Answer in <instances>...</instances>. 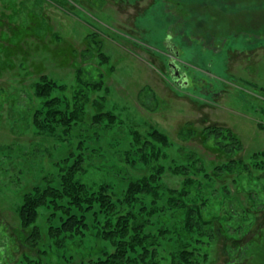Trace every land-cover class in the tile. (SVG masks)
<instances>
[{
    "label": "rangeland",
    "instance_id": "374dc122",
    "mask_svg": "<svg viewBox=\"0 0 264 264\" xmlns=\"http://www.w3.org/2000/svg\"><path fill=\"white\" fill-rule=\"evenodd\" d=\"M30 23L40 36L27 37ZM17 42L15 54L11 46ZM11 50L15 55L8 57ZM171 65L180 67L187 84L171 77ZM79 67L86 82L102 81L97 89L85 87L89 100L83 121L74 123L69 133L63 127L38 133L34 114L44 98L35 94V82L47 74L63 83L65 91L54 95H65L73 105L81 87L76 84ZM102 97L115 118L96 122V102ZM206 125L233 128L244 150L230 155L212 152L196 134ZM261 125L264 0H0V264H27V257L42 264H87L115 250L93 229L51 237L50 228L66 218L51 203L39 209L35 225L23 229L30 233L38 228L42 239L35 246L19 237L9 239L22 229L19 206L25 193L34 186L44 188L45 177L60 187L59 161L68 158L65 164L71 165L72 152L86 155L84 171L76 179L94 190L109 184L110 192L122 196L129 180L148 175L156 162L151 151L159 145L156 142L147 148L149 163L136 154L138 142L154 129L170 141L163 148L167 158L160 160L166 167L164 182L179 187L183 176L169 167L191 151L199 152L209 167L235 157L249 162L264 150ZM224 185L229 195L220 193L207 210L220 216L228 234L196 245L200 261L193 264H264V169L253 175L227 173L215 187ZM180 211L156 215L155 225L149 227L152 232L161 224L178 228L180 239L173 236L162 243L163 264H171L170 254L181 241L198 235L195 229L184 230L180 221L185 214ZM240 213L252 225L233 220L241 218ZM85 215L90 225L105 218L92 211ZM204 225L212 230V225Z\"/></svg>",
    "mask_w": 264,
    "mask_h": 264
},
{
    "label": "trees",
    "instance_id": "16d2710c",
    "mask_svg": "<svg viewBox=\"0 0 264 264\" xmlns=\"http://www.w3.org/2000/svg\"><path fill=\"white\" fill-rule=\"evenodd\" d=\"M59 4L63 6L62 3L59 2ZM34 27L32 24L31 35H27V37L40 36L39 32H32ZM39 29L41 30L40 26ZM15 31L16 29H14ZM41 35L43 36V34ZM19 46L20 42L11 46L15 50V54L19 51ZM13 53L11 50L8 57L15 55ZM101 56L104 60H108L104 54ZM84 57L88 56L85 55ZM76 84L81 87H77L73 105H70L71 102L65 95L63 97L54 95L57 90L65 91L63 89L67 86L63 83H59L47 74L42 75L35 82V94L44 98L41 106L36 109L34 114V125L38 133H53V131H58V127H63V132L69 133L74 123L83 121L85 103L89 100L85 87L97 89L102 86V81L86 82L84 70L79 67L76 70ZM101 99L96 102L99 109L93 119L96 122L114 119L115 116L113 117L111 111L106 108L103 101L105 99L103 97ZM261 127L264 128V125ZM191 133L194 132L191 131ZM196 134H201L203 145L212 152L216 151V154L221 152L230 155L244 150L242 138L229 126L206 125ZM84 141L85 139L79 141L78 148L80 150L84 148ZM211 141L212 144L210 145ZM153 142L159 145L151 148L156 162H153L152 167L150 166V173L137 179H130L122 196L117 195L116 192H110L112 186L109 184L94 190L80 179H76V175L80 171H84L82 163L86 155L84 152L78 154L72 152L71 156H75V161L71 165L65 164L68 158L65 161H59L62 168L60 187L54 184L53 179L45 177L46 186L44 188L34 186L31 191L25 193L19 206L22 229L9 239L16 240L19 237L23 242L25 241L26 245L30 243L29 246H35L42 239L38 228L35 226L30 233L23 232V229L35 225L39 217V209L43 205L51 203L56 210H61L66 214L61 225L50 228L49 235L51 237H59L64 234L82 235L93 229L97 236L113 243L115 250L112 253L107 252L103 257L91 259L87 264H163L160 251L162 243L172 239L173 236H177L175 240H178V237L180 239L178 228H170L166 224H161L156 231L152 232L149 231V227L155 225L154 217L156 215L159 216V214L170 210L175 215L183 210L185 215L180 221L181 226L184 225V230L195 229L198 235L193 241H181L178 249L171 252L170 262L171 264L199 262L200 253L197 251L196 245L201 247L200 243H212L216 237H219L220 240L221 236L228 234V228L225 224L223 223L224 228L220 224V216H212V212L207 210L211 204L213 205V198H216L220 193L229 195L226 185L222 189L215 187L217 179L227 173H236L240 176L248 172L253 175L255 170L264 169V150L252 155L248 159L249 162L245 158L235 157L229 159L228 162H217L212 167L206 164L199 152L191 151L185 156L184 161L174 163L169 167L171 173L183 176L179 187H170L164 182L163 176L166 167L160 161L161 158H167V152L165 153L163 148L170 145L169 138L164 132L159 129L150 132L149 137H145L141 144L138 142L136 154L141 157L144 163H149L147 148ZM152 152L149 153L150 156H152ZM256 177L260 178L261 176ZM163 200L164 202L161 203ZM221 205L219 204V206ZM228 208L229 213L232 214V209L229 206ZM74 209L83 214L78 215V213L73 212ZM89 211H92L96 217L98 213H104V220L90 225L85 215ZM239 215L241 216L242 213ZM212 218L213 221H210ZM233 220L239 225H247L248 227L252 225L244 220L243 215L241 218ZM203 224L212 225V230H208ZM9 239L7 238L8 241ZM26 263L42 264L39 259L28 257Z\"/></svg>",
    "mask_w": 264,
    "mask_h": 264
},
{
    "label": "flooded vegetation",
    "instance_id": "af4514ba",
    "mask_svg": "<svg viewBox=\"0 0 264 264\" xmlns=\"http://www.w3.org/2000/svg\"><path fill=\"white\" fill-rule=\"evenodd\" d=\"M170 75L177 83H181L185 79V74L181 71L180 67L176 70L175 65H171Z\"/></svg>",
    "mask_w": 264,
    "mask_h": 264
},
{
    "label": "water",
    "instance_id": "95a60500",
    "mask_svg": "<svg viewBox=\"0 0 264 264\" xmlns=\"http://www.w3.org/2000/svg\"><path fill=\"white\" fill-rule=\"evenodd\" d=\"M175 68H176V70H177L178 67L175 65ZM185 80H186V79H185ZM182 84H187V82H186V81H183Z\"/></svg>",
    "mask_w": 264,
    "mask_h": 264
}]
</instances>
